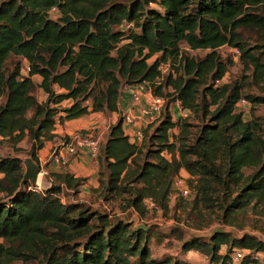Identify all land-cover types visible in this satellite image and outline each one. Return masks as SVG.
Instances as JSON below:
<instances>
[{
	"label": "trees",
	"instance_id": "obj_1",
	"mask_svg": "<svg viewBox=\"0 0 264 264\" xmlns=\"http://www.w3.org/2000/svg\"><path fill=\"white\" fill-rule=\"evenodd\" d=\"M183 45L209 51L199 57ZM224 46L240 49L243 65L241 77L227 82L234 60ZM19 56L29 61V76L22 61L7 65ZM164 64L175 72L164 75ZM249 77L258 93L246 91ZM142 84L166 100L164 110L141 144L125 134L122 114L100 142L99 186L90 191L110 210L78 199L86 177L69 169L20 190V154L0 152V264H200L185 256L190 251L208 264H264L255 257L264 256V240L252 234L216 229L184 237L176 225L142 228L113 209L122 198L124 212L145 216L150 198L167 212L174 178L186 169L197 181L195 209L219 210L229 224L262 212L264 117L254 108L264 106V0H0V143L19 152L27 139L26 154L40 163L57 122L118 111L123 87ZM243 98L253 110L248 120L238 109ZM177 102L200 120L196 132L186 118L174 119ZM170 236L181 240L182 254H154L153 241ZM237 250H245L238 263Z\"/></svg>",
	"mask_w": 264,
	"mask_h": 264
},
{
	"label": "rangeland",
	"instance_id": "obj_2",
	"mask_svg": "<svg viewBox=\"0 0 264 264\" xmlns=\"http://www.w3.org/2000/svg\"><path fill=\"white\" fill-rule=\"evenodd\" d=\"M53 17H57L58 14L54 13L52 14ZM233 47H228L224 46L221 48V52L224 55H230L234 63L230 67V70L227 72L226 76L224 77L223 81L227 82L230 81L231 79L234 78H239L242 75L243 71V65L241 62V54L239 56H235L233 51ZM183 50L191 55H196V56H204L209 50H192L188 46L183 45ZM154 58H151L150 61H152ZM15 60H20L22 61V58L19 57H12L11 59L8 60L7 65L12 66V63ZM24 61V60H23ZM22 61V65L24 62ZM178 63H175L177 65ZM170 71L175 72V68H173L172 65L169 64H164L162 66V73L164 75H167ZM249 73V72H248ZM35 81L39 82L40 77L38 78L35 76ZM249 82H251V85H248L246 87L247 92H253V93H258V87L252 85V78L249 77L248 79ZM127 86L123 87V90H125ZM171 91V89H169ZM143 92L149 91L152 95V91L149 88H145L142 90ZM38 98L40 100H45L46 99V94L41 90L38 89L36 92ZM154 97V95H153ZM134 96L132 94V100L131 102L135 103ZM142 101V98L140 102ZM165 99L164 103L161 109V113L159 115H154V119H148L147 123L144 125V128L147 127V125L151 123H155L158 121L163 113L164 110V105H165ZM66 104L69 103V101L65 102ZM180 105V104H179ZM238 109L243 111L244 113V118L248 120L252 116V108L250 102L248 104H238ZM189 115L188 116H180L182 118H186L188 122L192 123L194 125L193 127H190L193 132H196L199 127H197L201 122L200 120L197 119L196 116H194V113L189 110ZM254 113L256 115H262L264 117V106L259 105L254 108ZM110 113H107L109 115ZM123 115V114H122ZM179 117V118H180ZM58 123V122H57ZM62 124V123H59ZM60 128V126L58 127ZM56 129V128H55ZM87 132H92L93 129L91 128H81V130H78L75 132V135H81L85 134ZM106 130L103 132H99L96 134V137L102 142L105 139V134ZM171 133L173 134V137H175L179 133V129H172ZM70 137V136H69ZM62 140H66L64 137H62ZM61 140V141H62ZM21 145V151H16L12 149V145L7 142H1L0 143V152L4 154H10V153H19L21 156H28L26 154V151L29 147V141L25 139L20 143ZM81 147V146H80ZM78 148V152L76 155L71 156L69 158V162L67 164H58L63 170L69 169L70 162L72 161V168L74 172L81 177H86V183L82 187V192L78 196V199L86 202L90 207L95 208V209H111L112 204L106 203V201L102 198V196L99 193L96 192H91L90 188L91 186V177L88 176L87 172V148L85 152H82L81 148ZM89 153V151H88ZM48 154V153H47ZM90 154V153H89ZM79 158V159H78ZM81 158V159H80ZM94 159H97V157H93ZM48 164V163H47ZM44 164V167L47 165ZM42 166V165H41ZM60 168V169H61ZM247 173H249V170H246ZM98 176V173H96ZM95 175V174H94ZM191 176V174H189ZM185 175V176H189ZM195 179V178H194ZM193 178H190L189 184L191 186V194L188 196H183L182 194H179L177 192H172L171 195L169 196L168 199V211L164 212L161 207L154 202L152 199H146L145 200V205L147 207V213L145 216H142L139 212L135 211L134 209L130 208L126 212L123 211V207L126 206V201L122 200V198L118 199L116 203L114 204V211L118 214H129L132 219H134L135 225H152V226H157L162 229L169 230V228L173 225H176L178 227L182 228V235L184 237L188 236L189 234H198V235H209L213 230L216 229H222L229 231L232 236H240L245 233L252 234L256 236L257 238H260L264 240V206L261 205L259 206V209L262 210V212L255 213L254 211H249L244 215H238L232 224L225 223L221 221V212L219 210L215 211H207L204 210L203 207L198 206L196 209L193 207L194 206V199L196 198V184L197 181H193ZM45 186L47 183H44ZM71 199H76L75 195H73L72 192ZM128 196H125L126 198ZM258 210V211H261ZM180 245H181V240H179L176 237H168L167 239L163 240L162 242H156V240L153 241L152 243V252L154 254H163L165 252H170L174 253L177 255H181L182 252L180 250ZM224 250V247H223ZM185 256H187L189 259L200 263V264H208L209 260L202 254L198 253L197 251H190L188 253H185ZM261 259H264V256H260ZM16 264H21V262H16Z\"/></svg>",
	"mask_w": 264,
	"mask_h": 264
},
{
	"label": "crops",
	"instance_id": "obj_3",
	"mask_svg": "<svg viewBox=\"0 0 264 264\" xmlns=\"http://www.w3.org/2000/svg\"><path fill=\"white\" fill-rule=\"evenodd\" d=\"M35 76H37L38 78L40 77L39 75H35ZM133 88L134 86H127L125 90H122L118 111L111 112L109 115L103 112H91L85 116L67 120L62 124H59L60 122L56 123L55 125L56 129L54 130V132L56 133V137L53 140L47 141L44 147L39 151V154H38L40 164L42 165V173L40 174V181H39L40 186H45L44 184L46 182L44 180L45 174L49 172L63 171V169L58 165L59 163L48 158V155L54 147L60 144L62 137H64L65 135L71 137L75 134V132H77L78 130H81V128L87 127V128L93 129V133L95 134V136L97 133L103 132L104 130H106L105 134L107 136L109 127L118 120L120 114H123L124 116L132 117L135 122L132 124L124 122L123 129H124L125 134L131 133V130L136 125L144 127V125L148 122L147 120L149 118L143 115L141 110L143 107L147 106L153 101V95L149 91H146L143 94L141 102L140 101L135 102V103L131 102ZM66 101H69V103L66 104L65 103ZM66 101L62 103L63 107L71 104L70 100H66ZM172 113H173L174 119H178L180 116H188L190 114L189 109L181 108L178 102L173 105ZM59 126L60 128H58ZM170 135H171V140H173L174 139L173 134L170 133ZM80 148L82 152H85L87 147L81 146ZM72 163L73 162L71 161L69 170L73 172L75 176H78L72 168ZM44 164H47V165L44 167ZM98 170H99L98 161L97 159H94L88 153V148H87V172H88V176L91 177L90 181H91L92 188H96L99 186L98 176L96 174L98 173ZM180 172L183 175L190 174L186 169H182ZM2 176H3V173H0V178Z\"/></svg>",
	"mask_w": 264,
	"mask_h": 264
},
{
	"label": "built area",
	"instance_id": "obj_4",
	"mask_svg": "<svg viewBox=\"0 0 264 264\" xmlns=\"http://www.w3.org/2000/svg\"><path fill=\"white\" fill-rule=\"evenodd\" d=\"M51 13L59 14V10L56 7H52ZM232 51L235 56H239L241 54L240 49L237 47H233ZM22 58V57H21ZM24 60V61H23ZM24 64L22 65L21 74L23 76H29L31 71L30 63L26 58H22ZM224 79V78H223ZM223 81V80H222ZM146 86L144 84L134 86L132 94L134 99L137 100L135 102H139L143 97L144 90ZM2 101V97H0V102ZM164 103V98L160 96H154L153 101L148 104L147 106L142 108V114L147 116L149 119H154V115H159L161 113V109ZM248 104V100L245 98L241 99L238 104ZM124 122L129 124L135 123L133 118L130 116H125ZM130 137V140L136 144H141L144 138V127L136 125L132 130L131 133L127 134ZM80 146H86L88 151L92 157H97L100 150V140L95 136L92 132H87L81 135H73L70 137L69 140H62L60 144L54 147L48 155V158L56 161L59 164H67L69 162V158L74 156L78 152V148ZM190 178L193 176H185L181 174V172L176 175L172 185V192H177L182 194L183 196H188L191 194V186L189 184ZM40 186V185H38ZM2 240L0 239V242ZM245 254V250H237L234 253V261L240 262L243 255ZM256 258L260 257V254L255 256Z\"/></svg>",
	"mask_w": 264,
	"mask_h": 264
},
{
	"label": "water",
	"instance_id": "obj_5",
	"mask_svg": "<svg viewBox=\"0 0 264 264\" xmlns=\"http://www.w3.org/2000/svg\"><path fill=\"white\" fill-rule=\"evenodd\" d=\"M20 160H22V164L24 166L25 172L23 174V178L20 183V190H23L26 183H30L32 186L39 185L40 174L42 173V166L40 163L35 161L32 156H17ZM142 228H147V226L140 225Z\"/></svg>",
	"mask_w": 264,
	"mask_h": 264
}]
</instances>
